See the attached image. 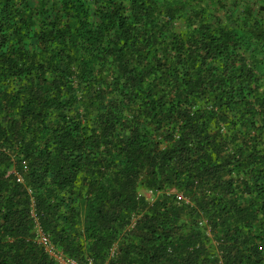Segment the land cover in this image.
<instances>
[{"label": "trees", "instance_id": "trees-1", "mask_svg": "<svg viewBox=\"0 0 264 264\" xmlns=\"http://www.w3.org/2000/svg\"><path fill=\"white\" fill-rule=\"evenodd\" d=\"M264 264V0H0V264Z\"/></svg>", "mask_w": 264, "mask_h": 264}, {"label": "built area", "instance_id": "built-area-1", "mask_svg": "<svg viewBox=\"0 0 264 264\" xmlns=\"http://www.w3.org/2000/svg\"><path fill=\"white\" fill-rule=\"evenodd\" d=\"M39 242L44 245L48 254L54 258L57 264H79L75 259L68 257L65 253L58 250L49 238L41 231L39 232ZM88 264H93L91 261Z\"/></svg>", "mask_w": 264, "mask_h": 264}]
</instances>
